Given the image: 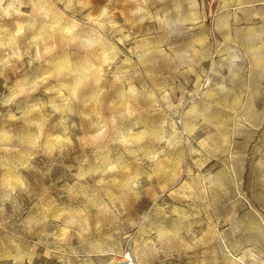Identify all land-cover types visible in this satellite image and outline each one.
Masks as SVG:
<instances>
[{"label": "rangeland", "instance_id": "1", "mask_svg": "<svg viewBox=\"0 0 264 264\" xmlns=\"http://www.w3.org/2000/svg\"><path fill=\"white\" fill-rule=\"evenodd\" d=\"M126 258L264 264V0H0V264Z\"/></svg>", "mask_w": 264, "mask_h": 264}, {"label": "clouds", "instance_id": "2", "mask_svg": "<svg viewBox=\"0 0 264 264\" xmlns=\"http://www.w3.org/2000/svg\"><path fill=\"white\" fill-rule=\"evenodd\" d=\"M133 15H135V14L133 13ZM47 81H48L47 77H42L41 78V83H47ZM61 95H63V93H61ZM206 139L210 140L211 136L207 137ZM149 179H151V177ZM165 188H166V185H161L160 186L161 191H164ZM62 231L65 233V235L58 236L57 239H59V240H64L66 238V233L69 231V229H63Z\"/></svg>", "mask_w": 264, "mask_h": 264}, {"label": "built area", "instance_id": "3", "mask_svg": "<svg viewBox=\"0 0 264 264\" xmlns=\"http://www.w3.org/2000/svg\"><path fill=\"white\" fill-rule=\"evenodd\" d=\"M125 260H127L126 262H119V263H117V264H132V259H130V258H126Z\"/></svg>", "mask_w": 264, "mask_h": 264}, {"label": "bare ground", "instance_id": "4", "mask_svg": "<svg viewBox=\"0 0 264 264\" xmlns=\"http://www.w3.org/2000/svg\"><path fill=\"white\" fill-rule=\"evenodd\" d=\"M127 260H125V262H126Z\"/></svg>", "mask_w": 264, "mask_h": 264}]
</instances>
